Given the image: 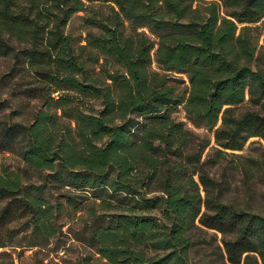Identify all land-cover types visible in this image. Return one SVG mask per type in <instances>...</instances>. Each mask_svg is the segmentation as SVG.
Returning a JSON list of instances; mask_svg holds the SVG:
<instances>
[{"label":"trees","instance_id":"16d2710c","mask_svg":"<svg viewBox=\"0 0 264 264\" xmlns=\"http://www.w3.org/2000/svg\"><path fill=\"white\" fill-rule=\"evenodd\" d=\"M263 17L264 0H0V153L19 159L0 162V264H210L200 244L264 264V212L228 196L264 158L223 164L264 142ZM71 240L87 252L68 261Z\"/></svg>","mask_w":264,"mask_h":264},{"label":"rangeland","instance_id":"374dc122","mask_svg":"<svg viewBox=\"0 0 264 264\" xmlns=\"http://www.w3.org/2000/svg\"><path fill=\"white\" fill-rule=\"evenodd\" d=\"M78 20L76 17L70 22L69 26L67 27V30L70 33H77L78 32ZM241 25H238V27ZM252 28V35L255 38V43L257 46V53L261 51L262 44H263V33H264V17L260 19L258 22L254 24H250ZM7 66V62L5 60L0 59V73L5 70ZM155 68V65L152 66ZM176 119L182 120L186 123L187 126H189L191 129L197 131L198 133H206L212 143V134L205 132V130L202 129H195L185 118V114L181 108L178 109V111L175 114ZM229 151L228 155L225 156L223 159L224 165L227 168H231L234 164H237L238 161H241L243 159H246V157H254V156H260L264 158V142L259 140L258 138L251 137L249 138L243 149L240 151ZM240 156V157H239ZM0 162L5 163L10 166H16L19 164V159L11 154V153H0ZM254 180V179H253ZM252 181V180H250ZM256 184H251L252 192L250 191V194L247 195L246 198H244V187L242 186V183L240 182V176L236 175L233 180L231 192L228 194L230 198L237 202H241L243 200L247 201L248 204L255 207L257 210L264 212V174L262 177L255 182ZM220 238V234L217 233V239ZM198 240L201 242V239L198 237ZM67 247L69 250L66 254L62 255V252L58 254V256H63L64 259L68 261H72L73 258L78 256L81 253L87 252V249L81 245L80 243L76 241H69L67 244ZM210 249H207L205 245L202 247V245H198L195 249L194 257L197 261L202 262L206 258H211L210 264H227L226 262H223V259H221L218 255L210 254ZM217 252V251H216ZM55 260H59L58 258Z\"/></svg>","mask_w":264,"mask_h":264}]
</instances>
